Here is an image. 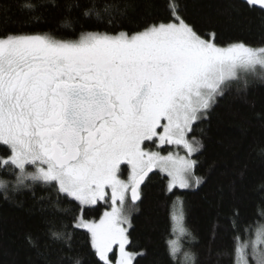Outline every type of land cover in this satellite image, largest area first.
<instances>
[{
  "label": "snow or ice",
  "instance_id": "snow-or-ice-1",
  "mask_svg": "<svg viewBox=\"0 0 264 264\" xmlns=\"http://www.w3.org/2000/svg\"><path fill=\"white\" fill-rule=\"evenodd\" d=\"M246 3L264 10V0ZM22 7L31 10L35 4ZM169 10V22L135 32H82L76 40L0 33V144L10 150L2 165L12 166L15 187L42 182L80 205L105 200L111 188V211L98 222L77 217L75 225L90 233L103 264H133L142 254L126 250L127 193L133 204L139 200L140 185L154 167L167 171L181 188L200 184L202 178L191 172L196 162L189 158L200 143H190L187 132L239 79V69H264V46H219L215 33L202 35L185 21L175 0H169ZM93 12L101 15L95 6L84 15ZM154 138L182 146L188 156L146 151L145 142L155 143ZM125 163L131 168L127 181L119 178ZM7 186L0 179V188ZM235 239L234 264H251L249 248L252 259L264 264V225L252 240ZM174 244L169 241L170 254L176 252ZM114 246L119 255L112 259ZM184 255L186 264H197L194 253Z\"/></svg>",
  "mask_w": 264,
  "mask_h": 264
},
{
  "label": "trees",
  "instance_id": "trees-1",
  "mask_svg": "<svg viewBox=\"0 0 264 264\" xmlns=\"http://www.w3.org/2000/svg\"><path fill=\"white\" fill-rule=\"evenodd\" d=\"M25 3L35 8L22 7ZM175 3L199 33H215L219 46L236 42L264 46L260 6L253 8L246 0ZM5 6L7 12L0 11V33L49 34L65 40H76L82 32H135L173 19L169 0H0V8ZM93 6L101 15L85 16ZM105 6L107 12L102 11ZM187 140L200 143L191 172L202 182L169 192L168 178L159 172L146 178L139 203H130L126 249L142 253L133 264H184L169 251L170 208L178 199L189 234L185 245L197 264H234L235 238L250 239L254 229L264 225V73L232 81L207 114L195 121ZM144 147L155 148L148 141ZM9 155L8 147L0 144V179L8 182L7 188H0V264H75L76 259L81 264H103L87 229L75 225L77 217L99 219L107 204L81 207L42 182L15 187L12 166L2 165ZM125 172L123 166L121 173ZM52 232L63 237L55 240ZM114 254L110 258L117 257L116 250Z\"/></svg>",
  "mask_w": 264,
  "mask_h": 264
},
{
  "label": "rangeland",
  "instance_id": "rangeland-1",
  "mask_svg": "<svg viewBox=\"0 0 264 264\" xmlns=\"http://www.w3.org/2000/svg\"><path fill=\"white\" fill-rule=\"evenodd\" d=\"M259 72L264 73V69H261L259 66H257L256 72L253 73L252 70L248 69H239L237 75L239 76V78H250V77H255ZM236 81V80H233ZM195 122H193L194 124ZM163 131V130H162ZM190 131H188L187 133H189ZM187 135V134H186ZM156 140V142L154 143L155 148L153 150H146V151H155V152H159V154L161 156H168L169 154H172L173 156H182V157H187L188 153L187 150L184 149L183 147H180V149H176L177 145H174L175 149L169 144V146L171 147H163L162 144H160L159 139L158 138H154ZM150 142V141H148ZM163 148V150H162ZM166 148V149H165ZM165 149V151H164ZM183 149V150H182ZM183 151V153H182ZM180 152V153H179ZM196 152L192 153L191 157H189L190 159L193 160V156ZM125 165H127L125 163ZM27 170L29 172H33L35 171V168L31 165L26 166ZM129 171L127 173V175L122 179L121 176H119L120 179L127 181L129 175L131 174V168L129 165H127ZM156 171H158L160 174H162L163 176H165L166 178H168V182H167V188L168 191H172L175 189H179V190H188L191 188H195L196 184L194 182H192V186L190 187H185V188H181L179 186V183H173L172 177H170L167 173V171H161V169L159 167H155ZM193 169V168H192ZM191 169V171H192ZM189 179L191 180V177L189 176ZM77 203H79L78 201H76ZM107 209L104 210L103 214L101 215V217L104 215V213L106 211H111L112 209V200L110 199L109 201H107ZM99 203V201H97L96 204H90V205H81V207H93L95 205H97ZM117 205H119V201H117ZM171 213H170V220L172 223V235H171V239L169 241H174L175 244V248H176V252L173 253L174 256L178 257L180 259V261H182L184 264H186L185 262V253H189L187 250V247L185 245V243L187 242V239L189 237L188 231L185 228L184 225V219H183V209H182V204L181 201L175 200L172 205H171ZM131 208H130V203H128V201L126 202L124 209H123V214L129 217L130 220V216H131ZM95 220V221H99L100 218ZM94 221V220H93ZM123 227L127 228L129 227V224H124ZM183 229V230H182ZM256 230L254 229V232L252 233V236L250 237V239L247 240H252L255 238L256 235ZM89 233V232H88ZM90 234V233H89ZM91 237V236H90ZM242 243V242H241ZM127 247V245H126ZM170 247V245H169ZM261 247H264V245H262ZM114 250H116V255L118 257L119 255V248L118 246H114ZM127 250V249H126ZM249 252V255L247 257V259H249L251 261V264H257L256 260L252 259V255H251V249H246ZM112 254V253H110Z\"/></svg>",
  "mask_w": 264,
  "mask_h": 264
},
{
  "label": "flooded vegetation",
  "instance_id": "flooded-vegetation-1",
  "mask_svg": "<svg viewBox=\"0 0 264 264\" xmlns=\"http://www.w3.org/2000/svg\"><path fill=\"white\" fill-rule=\"evenodd\" d=\"M162 130H163V129H159L160 132H162ZM186 139H187V135H186ZM154 140H155V139H154ZM150 142H151V141H150ZM150 142H149V143H150ZM155 142H156V140H155ZM151 144H152V142H151ZM162 146H163V147H165V146H167V147H171V146H172V147L175 149L174 145L169 146V144H163ZM180 147H182V146H177L176 149H180ZM162 150H163V148H162ZM182 150H183V149H182ZM179 153H180V152H179ZM182 153H183V151H182ZM123 166L126 167V172H125V174L120 173V176H121L122 179L127 175L128 171H129L127 165L122 164V165H121V172H122V168H123ZM154 168H155V167H154ZM127 169H128V170H127ZM155 172H158V171H156V168H155ZM140 189H141V188H140ZM105 191H106V197H105V200H106V201H109V200L111 199V188H106ZM129 192H130V191H129ZM129 192L127 193V197H126V200L128 201V203H130V201L128 200ZM140 193H141V190H140ZM105 200H98V201H99V203L103 204V203H106ZM107 203H108V202H107Z\"/></svg>",
  "mask_w": 264,
  "mask_h": 264
},
{
  "label": "water",
  "instance_id": "water-1",
  "mask_svg": "<svg viewBox=\"0 0 264 264\" xmlns=\"http://www.w3.org/2000/svg\"><path fill=\"white\" fill-rule=\"evenodd\" d=\"M155 173V168H153L149 173L148 175L144 178V181L143 183L140 185V188L145 184V181L147 180L146 178L149 177L151 174ZM128 200L130 201L131 205L135 206L136 204L139 203L140 200H137L134 204L132 202V199H131V192H129V196H128Z\"/></svg>",
  "mask_w": 264,
  "mask_h": 264
}]
</instances>
